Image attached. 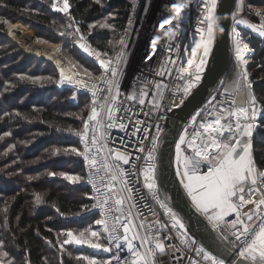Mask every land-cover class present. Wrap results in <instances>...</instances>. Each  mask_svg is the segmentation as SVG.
Here are the masks:
<instances>
[{
	"label": "trees",
	"instance_id": "1",
	"mask_svg": "<svg viewBox=\"0 0 264 264\" xmlns=\"http://www.w3.org/2000/svg\"><path fill=\"white\" fill-rule=\"evenodd\" d=\"M52 3L53 0H0V241L13 264H87L81 257H107L102 250L80 245H65L63 250L59 247L66 230L78 233L89 222L101 219V214L92 210L91 189L85 178L72 184L59 175L85 170V159L66 150L83 151L77 133L89 115L90 96L76 88L61 87L58 83L62 71L56 57L22 50L10 37L8 25L22 23L41 44L47 45L65 42L75 25L96 51L107 52L104 56L108 57L115 51L111 52L113 42L122 37L127 27L130 0H100L99 4L96 0H69L67 14L55 10ZM104 19L111 27H100ZM245 23L246 20L239 23V27L254 50L250 67L254 93L264 103V36ZM66 47L62 57L67 61ZM78 52L77 56L83 57ZM84 62L99 63L94 58ZM100 74L98 71L94 75ZM21 76L51 79L32 83ZM258 119L261 126L254 136L253 148L255 162L264 170V120ZM37 195L41 203L36 202ZM85 205L90 210H85Z\"/></svg>",
	"mask_w": 264,
	"mask_h": 264
},
{
	"label": "snow or ice",
	"instance_id": "2",
	"mask_svg": "<svg viewBox=\"0 0 264 264\" xmlns=\"http://www.w3.org/2000/svg\"><path fill=\"white\" fill-rule=\"evenodd\" d=\"M201 2L207 10L201 23L207 22V35L210 39L204 45L202 58L194 65V70H186L183 66L175 67L178 78L187 80L186 86L183 89L185 94L189 93L191 88L195 86L192 77H194L196 82L201 79L200 73L204 71L207 57L214 43L212 39L214 36V26L211 22L216 16L217 0H201ZM96 3L99 4L100 0H96ZM52 7L67 14L71 6L69 0H63L62 7L59 6V0H53ZM172 7L176 10V16L171 17L170 15H166L159 25L160 28H163L166 23H172L173 19L177 21L174 27L179 26L183 18L181 12L184 5L176 3ZM244 7V0H240L237 11H243ZM185 15L187 14L185 13ZM257 15L264 17V13L258 12ZM233 18L235 19V14H233ZM89 27L94 28L96 25H90ZM100 27L109 28L111 25L103 23ZM249 27L258 31L261 36H264V23H261L259 27L250 24ZM220 30L224 31L223 28ZM79 31V28H77L76 32L79 33ZM198 32L203 33L204 29H198ZM232 33L236 58L242 68L232 79L230 86L225 87V93L231 96L230 102L219 101V108L213 105L212 110L202 117L199 128L194 129L191 134L185 129L184 134L179 137V142L175 146L176 174L180 177V183L191 198L196 211L212 224L213 229L219 232L222 240L228 239L221 231L222 222L234 229L231 233L234 240L230 243L232 250L237 251V256L242 258L240 264H264V215H260L261 206H264V198L258 201L253 199L256 192H260L262 197H264V187L258 185V181L260 184H264V170L258 169L255 164L252 142L253 132L260 126L257 122L258 118L264 120V103L258 101L253 91V82L248 78V60L245 58V53L248 52V44L242 42L235 27L232 28ZM81 39H83L82 36ZM159 39L160 37L156 36L152 40L153 47L156 46V41ZM119 43L123 44V39ZM80 47L88 51V48L84 44H81ZM171 47L172 45L169 43L167 49L162 46L161 50L170 51ZM103 55L106 56L107 53ZM99 62L105 69V73L99 79L104 82L109 95L103 98V103H100L97 91L92 92L93 99L91 101L90 114L83 122V131L77 133V135L83 137L84 150L79 151L76 148H71L66 151H70L77 156H82L87 161L89 168L94 170L89 171L88 182L92 184L99 199L98 203L93 204L91 207H100L104 211L105 218L99 219L95 223L103 225V232L107 234L106 244L108 246L105 243L99 242L101 237L100 231L88 228L80 231L78 235L74 234L73 231H67L66 238L59 244V247L63 250L65 245H87L93 249L103 248L105 251L113 253L109 259L105 260H97L88 256L81 257L87 261V264H112L113 261L116 264H157L156 257L159 254L165 253V245L159 239L149 237L147 233H140L139 228L151 227V225L144 223V221H147V217L143 216L142 212H132V209L136 208L137 205L129 203L132 200V188L128 186L129 181L126 177L128 175H137V173H126L119 163L110 162L109 160L113 151L115 161H122L125 165L129 163L130 157L119 150L107 148V145L103 142L105 133L101 132L97 135V130L115 126L111 122L107 124L102 123L101 112H105L107 119L113 121L115 109L112 107V104H114L116 96L119 94V84L114 79L118 75L117 70L112 68L110 76L113 79H108L111 61L100 59ZM169 63L175 66V61L170 56L167 57L165 65L157 74L163 75L167 72V65ZM182 63L192 65L193 61L189 59L182 61ZM84 72L88 77L92 76V73L87 69ZM20 79L37 83L51 78L21 76ZM68 79L71 82V78L69 77ZM63 82L64 78L62 75L61 83ZM75 83L80 84L81 87L88 86L80 80L75 81ZM92 87L95 89L97 86L93 85ZM156 87L159 89L160 85H156ZM113 88L116 89V95H112ZM146 95V93H141L138 100L139 104L143 105L145 103L144 96ZM129 99L136 100V94L133 93ZM213 100H216V97H213ZM209 103H212V101ZM226 104L227 106H225ZM210 116H214L215 118L208 119ZM233 116L235 120L231 119ZM222 121L224 122L222 123ZM90 125H94L91 138L89 137ZM119 127L124 129L126 126L121 123ZM139 131L141 129L137 128L136 132ZM143 131L148 133L150 130L145 127ZM162 131L159 125H156V135L151 138V147L147 148V150L143 145L148 136L145 135L140 140L138 150L146 154L144 157H136V161H144L141 166L144 184L149 189L152 199L156 200L159 206L164 208L169 214L173 229L185 230L180 233V241L182 244H186L189 248H192L194 245H197V241L188 238L185 223L178 213L168 206L167 198L163 200L160 198L157 183V153L160 149ZM6 135H11V133H7ZM182 146L184 147L182 148ZM92 147H95V154L92 152ZM105 150L107 154L98 160L97 156ZM57 151L59 152V150ZM50 175L55 176L57 173H50ZM59 175L72 184L83 180V177L79 175H68L63 172L59 173ZM117 184H119V189H117ZM102 188L105 190L102 191ZM246 196L248 197L247 199L245 198ZM141 199H144V197H141ZM110 200L112 201L111 205L109 204ZM36 202H42L39 195L36 197ZM126 204H128L127 216L124 215V206ZM248 204H255V212L253 214H244L247 221H253V215H260L259 223H246L241 218L239 208ZM84 207L85 210H90L89 206L85 205ZM113 208L120 215L112 216L110 223L108 216L113 211ZM233 213H235V218L226 220ZM152 214L156 215L155 212ZM136 216L143 217V221L139 225L135 223ZM154 223L159 224L161 228L168 227L167 224L161 223L160 220H156ZM117 225L123 229L122 235L118 234L119 228ZM86 232L89 235L86 236ZM166 238L171 239V237ZM134 241H139V247L133 243ZM153 241L155 242V247H147ZM122 245H126L127 251L131 253L130 258L122 259L120 255ZM141 248H145L146 250L142 252ZM193 251H195L197 256H202L203 261H210L211 264H225L223 259H219L216 255L205 251L203 247H195ZM0 264H13V260L9 258V252L5 250L3 241H0ZM25 264H30V261H26ZM191 264H200V261L192 260Z\"/></svg>",
	"mask_w": 264,
	"mask_h": 264
},
{
	"label": "built area",
	"instance_id": "3",
	"mask_svg": "<svg viewBox=\"0 0 264 264\" xmlns=\"http://www.w3.org/2000/svg\"><path fill=\"white\" fill-rule=\"evenodd\" d=\"M59 2L61 3L63 2V0H59ZM176 3L184 5L181 12V16L183 18L179 23V26L174 27L177 21L176 19H173L172 23H166L164 24L163 28H160L159 25L166 15H170L171 17L176 16V10L174 7H172V5ZM239 3L240 0H238L237 7H239ZM244 4L245 7L243 11H237L238 8H236L234 12L235 19L233 18L230 31L232 37V59L238 64L240 69L242 68V66L236 58L232 28H236V31L239 34V38L242 39L243 43L247 44L243 36L242 29L239 27V23L244 20H250L252 22H255L258 27L261 23H264V17L257 15L258 12L264 13L263 5V8L259 9L256 7L257 4L251 3L250 0H244ZM130 5V15L127 27L123 32L122 45L108 57L101 55L98 51L89 46L90 48L88 50V55H90L92 58L96 59L97 61H100V59L111 61L107 78L113 79L110 76V71L112 68H115L118 75L114 79L118 81L119 84V94L116 96L114 104H112V107L115 109L113 113V121H109L105 112H101L102 123L107 124L111 122L114 123L115 126L111 128L99 129L97 130V135H99L101 132L105 133L103 142L107 145V148L119 150L129 155L130 157L129 163L125 165L122 161H115L113 151V154L109 157V160L110 162L119 163L126 173H137V175H128L126 177V179H128L129 181L128 186L132 188V200L129 203H135L137 206L136 208L132 209V212H142L143 216L147 217V221H144V223L146 225H151V227L146 226L144 228H139L138 230L140 231V233H147L149 237H155L165 245V253L159 254L156 257L157 264H191L192 260L200 261V264H211L210 261H203L202 256H197L195 251H193V248L203 246L197 243V245L189 248L188 245L181 243L180 233L184 232L185 230H177L172 228V221L169 214L164 208H161L159 206L156 200L152 199L149 189H147L144 184V177L141 167L144 161H136V157H144L146 154L141 153L138 150L140 146V140L145 135H147L148 139L144 141L143 146L146 150L147 148H150L151 138L156 135V125H159V127L164 130L165 123L170 112L173 109L181 106L184 103L187 95L190 93L189 92L185 94V92L183 91L184 87L186 86L187 80H181L178 78L175 67L183 66L186 70H194V65L198 63L202 58L203 47L210 39V37L207 35V22L201 23L202 18L206 15L207 10L201 0H130ZM152 8H155V13L153 16H150ZM185 13L187 15H185ZM147 16L149 17V19L147 18ZM211 23H213V21ZM198 29H204V32L200 33L198 32ZM156 36H159L160 39L156 41V46L153 47L151 42ZM173 36L174 38H172ZM169 43L172 45L171 50L162 51L161 47L163 46L165 49H167ZM43 45L46 46L45 50L53 54L55 57L57 55V51L62 48V45L58 43L54 45ZM87 46L88 43L86 42L85 47ZM80 50H84V48H81ZM249 50L250 62L248 63V66L253 62V52L252 49L249 48ZM169 56L172 58V60L175 61V66L169 63L167 65V72H165L163 75L157 74L158 71L165 65L166 59ZM58 59L60 60V63L56 58L61 67L62 75L64 78L63 83H61L62 77L60 79V83L62 85H64L65 87L76 88L82 92L88 93L91 101L93 99L92 92L97 91V96L100 98L99 102H104L103 98L108 96L109 94L104 85V82L99 79V77L105 73V69L103 66L101 74L99 76L88 77L81 73L73 74L69 72L68 70H70L71 65L65 59H61L60 57H58ZM189 59L193 61L192 65L182 63V61H187ZM205 67L206 65L204 66V70ZM203 72L200 73L201 79L203 76ZM69 77L71 78V82L68 79ZM248 78L249 80H251L250 68H248ZM192 79L195 86L201 81L200 79L198 82H196L194 77H192ZM77 80L86 83L88 86L81 87L80 84L75 83V81ZM222 82L223 83L219 84L211 97L194 114L191 121L186 126L185 129L188 130L189 134H191L194 129L199 128L202 117L207 112L212 110L213 105L219 108V101L230 102L231 96L225 93L226 79H223ZM93 85H96L97 87L94 89L92 87ZM156 85H160L159 89H157ZM194 87H192L191 90ZM142 92L147 94L146 96H144L145 103L143 105L139 104L138 102ZM133 93H135L137 96L136 100L129 99V97L133 95ZM112 95H116L115 88H113ZM213 97H216V100H213ZM210 101H212V103H209ZM225 106H227V104ZM214 118V116L208 117V119ZM231 119L235 120V117L233 116L231 117ZM223 122L224 121H222V123ZM257 122L261 126V122L259 119ZM121 123L125 124L126 127L124 129L119 127ZM145 127L150 130L148 133H145L143 131ZM259 127H257L253 132L252 142L254 141V136ZM93 128L94 125H90V138L92 136ZM137 128H140L141 131L136 132ZM185 129L183 130L181 135L184 134ZM82 145L84 150L83 137ZM183 147L184 146H182V148ZM92 152L93 154H95V147H92ZM106 154V150L102 151L97 156V159L100 160ZM258 169L260 168L258 167ZM89 171L94 170L89 168L87 161L85 160V182L91 189L93 205L98 203L99 197L95 192L92 184L88 182ZM101 175H103V173H101ZM258 185L260 187H264V184H260L259 181ZM117 188L119 189V184H117ZM104 190L105 189L102 188V191ZM158 190L160 198L161 200H163L160 189L158 188ZM141 197H144V199H141ZM245 198L247 199L248 197L246 196ZM261 198L264 197H262L260 192H256L253 196V199L257 201ZM109 204H112L111 200L109 201ZM248 205L239 208L241 218L244 220V213L247 212L249 207L255 206V204ZM124 208V215L127 216L128 204H126ZM92 210L98 211L101 214V219L105 218V214L102 208L92 207ZM153 212H155L156 215H153ZM114 215H120V213H116L113 208V211L109 213L108 216L110 223L112 220V216ZM234 218L235 214L231 215L226 220H231ZM156 220H160L161 223L167 224L168 227L161 228L159 224L154 223V221ZM142 221V216L135 217V223L137 225H139ZM117 227L119 228V225H117ZM185 229L188 238L195 239L189 233L186 227ZM230 229L232 233L234 229H232L231 226ZM118 234H123L122 228H119ZM166 237H171V239H167ZM230 238L231 241L234 240V237L232 235H230ZM133 243L137 244V246L139 247V241H134ZM147 247L154 248L155 242L153 241L152 243L147 245ZM204 249L205 251L209 252L206 248ZM140 250L143 252L146 249L141 248ZM113 251H115V249H113ZM112 254L113 253L110 252V257L112 256ZM120 255L122 259H128L131 257V253L127 251L126 245H122ZM224 262L225 264H228L226 261ZM112 264H116V262L113 261Z\"/></svg>",
	"mask_w": 264,
	"mask_h": 264
},
{
	"label": "water",
	"instance_id": "4",
	"mask_svg": "<svg viewBox=\"0 0 264 264\" xmlns=\"http://www.w3.org/2000/svg\"><path fill=\"white\" fill-rule=\"evenodd\" d=\"M237 4L238 0H217L216 16L213 20L214 43L202 79L190 91L184 103L168 115L161 134L157 162V183L163 199L167 198L168 205L182 218L185 227L197 243L228 264H240L242 258L237 256V251L232 250L231 240L229 238L222 240L219 232L214 230L212 224L193 206L191 198L180 183V177L176 174L175 146L194 114L207 102L222 80L226 79V87L230 86L232 79L241 70L232 59L230 39L233 14ZM221 28L224 31H221ZM81 44L85 45V41L76 43L78 48H81ZM35 54L40 55L41 53L36 51ZM251 65L252 63L248 68ZM246 213L253 214L254 212L249 210ZM244 217L246 219L245 215ZM259 220V218L254 219L253 215V221L247 222L259 223ZM223 235L226 236L224 233Z\"/></svg>",
	"mask_w": 264,
	"mask_h": 264
},
{
	"label": "rangeland",
	"instance_id": "5",
	"mask_svg": "<svg viewBox=\"0 0 264 264\" xmlns=\"http://www.w3.org/2000/svg\"><path fill=\"white\" fill-rule=\"evenodd\" d=\"M63 4V3H62ZM156 4V3H155ZM264 6V3H262V2H258L257 3V5H256V7L257 8H259V9H262L263 8V6ZM238 8V7H237ZM147 18L149 19V17L147 16ZM107 19V18H106ZM106 19H104L103 21H101L100 23H105V21H106ZM252 23H254L255 24V22H252V21H246V23H245V25H246V27H249V25L250 24H252ZM256 25V24H255ZM9 35H10V37L13 39V41L22 49V50H24V51H26V52H29V53H35V51H36V49H39L40 50V53H43L44 52V54H49V55H53V54H51V53H49L47 50H45V48H46V46L45 45H43V44H41L38 40V37H37V35L31 30V29H29V28H27L25 25H23L22 23H19V22H11V23H9ZM14 26H16V27H21V28H23L27 33L26 34H29L31 37H30V43L27 45H25V43H23V41H20V39H21V37L18 35H16V32L13 30V27ZM257 26V25H256ZM258 27V26H257ZM78 27H76L75 25H73V27H72V31H71V37L70 38H68L65 42H63V43H58V44H60V45H62V48L59 50V51H57V55H56V58H57V60L59 61V63H60V60L58 59V57H60L61 59H64L63 57H64V55H63V49H64V47L67 45V47H66V51H67V57L69 58V59H67V62L71 65V67H70V70H68L69 72H71V73H73V74H79V73H81V74H84V75H86L85 74V72H84V70L85 69H87L89 72H91L92 73V76H95L94 74L95 73H98V71L99 72H101V70H102V65L100 64V62L99 63H94V64H92V65H90V63H85L84 62V60L86 59V58H92L90 55H88V51H85V50H80V48H79V51L80 52H78V50L73 46V43H77L78 41H84V40H86L87 41V43H88V46L86 47V48H88V50H89V48L91 47V48H94L90 43H89V41L87 40V37L85 36V35H83L80 31H79V33H77L76 32V29H77ZM64 32V31H63ZM81 36L83 37V39H81ZM121 39H123V35H122V37L121 38H119V39H117L116 40V42L114 43L113 42V49L111 50V52H113L114 50H116L118 47H120L122 44H120L119 43V41L121 40ZM70 43V44H69ZM72 43V44H71ZM45 44V43H44ZM49 44V43H48ZM69 44V45H68ZM74 44V45H75ZM231 44H232V42H231ZM50 45V44H49ZM90 46V47H89ZM27 47H32V48H27ZM249 48L250 49H252L250 46H249ZM76 51L78 52V53H81L82 55H83V57L82 56H77V54H76ZM110 52V53H111ZM252 52H253V54H254V50L252 49ZM100 53V52H99ZM103 53V52H102ZM105 53V52H104ZM103 53V54H104ZM107 53V52H106ZM101 54V53H100ZM103 54H101V55H103ZM54 56V55H53ZM63 56V57H62ZM88 61V60H87ZM253 62H254V60H253ZM252 62V63H253ZM138 66H139V64H138ZM61 68V67H60ZM62 71V70H61ZM87 76V75H86ZM61 77H62V73H61ZM61 77H60V79H61ZM61 87H65L64 85H62L61 83H58ZM77 91H79V90H77ZM80 92V91H79ZM78 93V92H77ZM75 96H76V94H74ZM90 109H91V100H90V107H89V114H90ZM83 131V127H82V130L80 131V132H82ZM79 138H80V141H81V144H82V136L81 135H79ZM84 167V166H83ZM85 170H83V168H82V170L81 171H76L75 173H70V174H68V175H79V176H81V177H83V172H84ZM84 178H85V173H84V177H83V180H84ZM83 180H81L79 183H81V182H83ZM118 189V188H117ZM90 197V196H89ZM100 219V218H99ZM98 219V220H99ZM87 220H85V224H87ZM88 228H91L92 230H95V231H100L101 232V237H100V240H99V242L100 243H105L106 244V233H104L103 232V225H97L95 222L94 223H92V222H89L87 225H86V228L84 229V230H86V229H88ZM84 230H82V231H84ZM67 231H73L74 232V234H79V232L77 233V232H75L74 230H71V229H68V230H66V233H67ZM86 234V236L87 235H89V233H85ZM65 238H66V236H65ZM93 239H95V238H93ZM75 245V244H74ZM80 246H83V247H87V248H91V247H89V246H87V245H80ZM106 246H108L107 244H106ZM96 250H99V251H104V253H105V256H107L105 259H109L110 258V252H108V251H105L103 248H101V249H96ZM107 254V255H106ZM104 259V260H105Z\"/></svg>",
	"mask_w": 264,
	"mask_h": 264
},
{
	"label": "bare ground",
	"instance_id": "6",
	"mask_svg": "<svg viewBox=\"0 0 264 264\" xmlns=\"http://www.w3.org/2000/svg\"><path fill=\"white\" fill-rule=\"evenodd\" d=\"M154 13H155V8H152L150 16H153ZM13 30L16 32L17 36L19 35L21 37L20 41H23V43H25V45L26 44L28 45L30 43V37L31 36L29 34H26L27 32L23 28H21V27L19 28V27L14 26ZM212 39H213V37H212ZM230 39L232 41L231 34H230ZM27 48L30 49L32 47H27ZM36 51L40 52L39 49H36ZM36 51H35V53H36ZM208 58H209V56H208ZM208 58H207V61H208ZM245 58L248 60V63H249L250 62V50H249V48H248V52L245 53Z\"/></svg>",
	"mask_w": 264,
	"mask_h": 264
},
{
	"label": "crops",
	"instance_id": "7",
	"mask_svg": "<svg viewBox=\"0 0 264 264\" xmlns=\"http://www.w3.org/2000/svg\"><path fill=\"white\" fill-rule=\"evenodd\" d=\"M253 155H254V148H253ZM254 160H255V156H254ZM175 162H176V153H175ZM255 164H256V162H255ZM176 166H177V163H176ZM256 166H257V164H256ZM257 168H258V166H257ZM248 206H250V205H248ZM249 210H253V212H255V206H252V207H249V209H248V211ZM247 211V212H248ZM235 213H233L232 215H234ZM260 215H264V206H261V210H260ZM260 215H254V219H257V218H259L260 219ZM228 218V217H227ZM226 218V219H227ZM221 230L223 231V233L227 236V237H230V235H231V229H230V226L229 225H227V224H223V222H222V228H221Z\"/></svg>",
	"mask_w": 264,
	"mask_h": 264
}]
</instances>
